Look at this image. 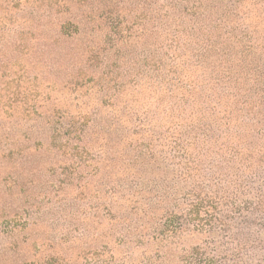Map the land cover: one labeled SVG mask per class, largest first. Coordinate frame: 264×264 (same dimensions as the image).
<instances>
[{"label":"rangeland","instance_id":"rangeland-1","mask_svg":"<svg viewBox=\"0 0 264 264\" xmlns=\"http://www.w3.org/2000/svg\"><path fill=\"white\" fill-rule=\"evenodd\" d=\"M92 1L15 0L9 3L11 7L6 8L8 11H5L6 5L0 3V138H29L36 142L34 145L39 144L42 141L38 138L45 137L31 128L36 123L40 125L37 127H41L43 123L36 117L49 115L53 111L69 116L80 113L84 119L80 122L84 124L86 120L90 122L92 119L93 110H99V115L105 117L106 100L99 101L96 97L98 84L95 82L98 75L92 74L93 71H88L87 67L92 59L78 55L71 57L70 51L62 55L71 43L66 34L77 29L71 22L77 23L75 18L80 14L89 16L83 10V5ZM96 2L102 4L104 0ZM51 7L54 12L49 11ZM31 12H34L35 17L51 13L54 14V20L66 23L64 34L59 40L61 42L54 44V48L57 47L55 52L44 48L54 43L56 24L49 20L39 21L33 17L34 14L30 15ZM103 16H100L101 22L103 20L101 25L109 27L111 20ZM236 26L234 36L239 37L241 25L238 23ZM16 31L25 35L14 36ZM255 36L254 31L249 30L242 38H245V44L251 45ZM101 38L95 39V42L100 43ZM78 44L74 53L83 47V43ZM229 45L231 43L225 44V66L237 59V50H228ZM195 48L193 45L189 47L188 54L169 76L163 73L166 92L154 97H150L148 92L142 93L138 99L140 105L133 110L139 119L137 123L143 126L136 131L138 138L140 134L149 132L153 138L164 141L167 144L164 155L169 164H179L193 178L199 175L200 182L197 184L203 192L197 191L200 192L201 202L207 203L200 204V200L196 203L188 197L186 207L181 210L182 230L165 236L160 242L138 240L139 247L126 239L119 242L121 226L119 230V226L115 225L116 232H112L106 227L111 224L106 222H103V226H95L90 222L78 221L79 216L83 217L88 212L87 207L68 208V212L72 210L76 214L69 218L67 210L61 212L52 204L48 214L39 215L47 228L29 233V222L33 219L28 214L34 211L30 209L32 205L24 201L21 203L22 208L14 207L12 198L1 193L2 181L11 170L8 167V170L0 172V264H37L42 256L41 249H38L42 246L41 241L47 244L50 240H58L62 234H65L66 239H80L77 243L80 252H75L71 258L73 261L64 262L62 252L58 251L49 264H141L144 257V264H183L176 257H168L170 253L184 255L188 264H197L199 260L201 264H264V163L261 161L264 158V93L261 95L263 101L257 103L252 94L246 92L251 83L244 76L239 83L241 98H238V102L233 101V96H227L236 91H232L234 87L229 85V74L220 78V70H210L212 64L219 60L218 56L212 54L205 59L207 65L202 67L195 62L198 51ZM99 53L93 59L97 63L96 72L101 68L99 59L104 52ZM243 57H247V54ZM255 58L257 62H262L260 54L255 55ZM248 62L246 60L244 74L252 68ZM147 63L151 64L150 61ZM54 64H60L63 70L58 76L53 71ZM187 64L192 67L185 68ZM71 66L73 71L67 73ZM116 66L115 69L122 72L126 65L120 61ZM211 73L213 76L208 77ZM186 76L189 77L188 82H185ZM178 81L184 83L182 85L185 87L192 83L190 81L194 82L196 88L191 92L195 100L193 107L191 99L182 96L184 91L174 90L171 86ZM125 99L129 100L130 96ZM216 100L221 103L218 105ZM213 107L218 112L211 113ZM164 116L168 119H163ZM54 123H57L56 118ZM102 131L100 137L106 138L108 132ZM11 146H4V154L13 148ZM0 147L3 145L0 144ZM198 150L202 153L198 154ZM88 152V156L95 154L93 150ZM72 154L78 155L73 149L66 157ZM5 162H10L9 157H5ZM60 166L66 169L64 164ZM195 170L197 175H194ZM156 172L153 170L154 174L145 176V186H149L150 181H159L160 172ZM168 177H171L170 174ZM89 183L93 186L100 182L92 179ZM179 188L182 190L180 192H189L191 189L181 183ZM89 190L92 188L88 187L85 192ZM210 192L212 199H226L217 211L222 225L211 222L212 218L201 210L204 205H212L209 208H214L213 204L216 206L210 197L204 199L206 196L203 194ZM82 197L86 200L90 198L89 193ZM88 201L95 202V199ZM187 207H190V212ZM210 212H213L212 209ZM64 217L68 220L62 219ZM211 223L213 229H208L207 225ZM149 233L153 234L152 231ZM96 235L99 236L98 240H92L97 238ZM9 236L13 238L11 241ZM152 236L155 238L154 234ZM158 255H166L167 260H162Z\"/></svg>","mask_w":264,"mask_h":264},{"label":"trees","instance_id":"trees-1","mask_svg":"<svg viewBox=\"0 0 264 264\" xmlns=\"http://www.w3.org/2000/svg\"><path fill=\"white\" fill-rule=\"evenodd\" d=\"M14 1L0 0V3L6 5L4 8L8 11L6 8H10L9 3L12 4ZM83 7L89 16L80 14L75 18L77 23L68 21L77 29L65 33L71 43L62 55H67L70 51L71 57L78 55L92 59V63L89 61L87 67L88 71H93L92 74L98 75L95 82L98 84L96 97L99 101L106 100L105 117L99 115V110H93L92 119L90 122L86 120L84 124L81 123L84 119L80 113L69 116L53 111L49 115L36 117L43 123L41 127H37L39 124L36 123L31 128L41 137H45L38 138L42 141L39 144L34 145L36 142L29 138H22L25 142L20 138H0V144L3 145L0 147V172L8 170V167L11 169L8 172L9 176L2 181L1 193L12 198L14 207L22 208L21 203L24 201L32 205L30 209L34 211L28 214L33 219L29 222L31 226L28 227L29 233L35 229L47 228L39 215L48 214L53 204L61 212L68 208L87 207L88 212L83 217H78V221L82 223L90 222L95 226H103V222H106L111 224L106 227L112 232H116L115 225L119 226V230L121 226L119 242L126 239L136 247L140 246L138 240L151 239L160 242L165 236L182 230L181 210L187 205L185 201L191 198L196 203H199V200L201 202L199 193L203 190L197 184L200 182L199 175L193 178L184 172L179 164H169L168 158L164 155L167 149L164 141L153 138L149 132L140 134L138 138L136 131L143 126L140 122L137 123L139 119L133 109L140 105L138 99L142 93L148 92L150 97H154L166 92V79L163 73L169 76L178 67L181 59L188 54V49L192 45L198 50L195 62L202 67L207 65L205 59L212 54L218 56L219 60L212 64L210 70L211 72L220 70L218 74L220 78L229 74V85L234 87L232 91H236L232 93L233 95L227 93V96L230 98L233 96L231 98L233 101L238 102V98H241L239 83L245 76L251 83L246 92L252 94L257 103L262 102L264 0H104L102 4L94 0ZM49 11L54 12L53 7ZM33 14L34 12H31L30 15ZM53 15L46 13L35 17L34 14L33 17L39 21L49 20L56 24L54 43L44 46V49L55 52L57 47L54 48V44L61 42L59 40L64 34L63 28L66 23L54 20ZM103 15L111 20L109 27L101 25L103 20L101 22L100 16L102 18ZM238 23L241 25L240 38L234 36ZM249 30L254 31L256 35L251 45L245 44V38H242ZM23 35L25 34L14 32V36ZM99 37H102L100 43H96L95 39ZM79 42L83 43V47L74 53L73 50L77 48ZM227 43H231L228 50L233 48L237 50V59L225 66ZM102 52L104 53L99 59L101 68L96 72L97 63L93 62V59ZM244 54H247L249 59L243 57ZM257 54L263 58L261 63L255 58ZM246 60L252 68L244 74ZM117 61L126 65L122 72L115 69ZM148 61L151 64H148ZM59 65L53 66L56 76L62 70ZM184 67L192 66L187 64ZM71 71L72 66L67 73ZM211 76L212 73L208 77ZM184 79L185 82L189 81L187 76ZM190 82L192 83L187 87L179 81L171 86L174 90L184 91L185 94L182 96H188L193 107L195 100L191 92L196 86L193 81ZM127 96H130L129 100L125 99ZM219 102L216 100L218 105ZM247 105L248 103L245 104L246 107ZM210 112L216 113L218 110L213 107ZM166 116L163 119H168ZM54 118L57 119V123H54ZM102 130L108 132L106 138L100 137ZM10 145L13 148L4 154V146L7 148ZM73 149L78 155L72 154L67 158ZM89 150H93L95 154L88 156ZM201 153L198 150V154ZM6 156L10 162H5ZM86 156L88 157L84 160ZM66 160L69 162H65ZM261 161L264 163V158ZM63 164L66 169L60 166ZM153 170H157L156 173L160 172L159 181H150L149 186H145V176L148 173L154 174ZM169 174L171 177L167 178ZM197 174L195 170L194 175ZM92 179L100 183L92 186V183H89ZM180 183L189 186L191 188L189 192H180L182 191L179 188ZM88 187L92 190L85 192ZM87 193L89 199H95V202L82 197L87 196ZM211 194L212 192L204 193L206 196L204 199L210 197L216 206L213 204L214 208H209L212 205H204L205 207L200 205L201 210L212 218L211 222L222 225V219L217 216V211L224 205L226 199L224 201L223 198L219 200L220 197L212 199ZM204 203L207 201L200 204ZM189 208L187 207V210L190 212ZM75 215L72 210L67 213L69 218ZM67 217L62 219L68 220ZM195 217L197 218L196 215ZM207 227L213 229L212 223ZM151 231L155 238L149 233ZM95 237L97 238L92 240H98L99 236ZM8 239L11 241L13 238L9 236ZM79 240L77 237L66 239L65 234H62L58 240H50L47 244L41 241L42 248L38 249H41L42 256L38 263L49 264L58 251L64 256L62 261H73L71 258L75 252H80L77 246ZM158 256L162 260H167L166 255ZM170 256L176 257L183 264H188L184 255L170 253L168 257ZM142 259L141 264H144L146 259L145 257ZM198 262L197 264H201L200 260Z\"/></svg>","mask_w":264,"mask_h":264}]
</instances>
